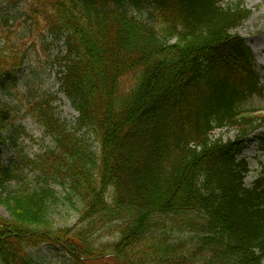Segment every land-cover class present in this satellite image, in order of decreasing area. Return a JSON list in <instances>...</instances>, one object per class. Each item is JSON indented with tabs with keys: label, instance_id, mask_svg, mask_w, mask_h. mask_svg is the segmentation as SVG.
Instances as JSON below:
<instances>
[{
	"label": "trees",
	"instance_id": "trees-1",
	"mask_svg": "<svg viewBox=\"0 0 264 264\" xmlns=\"http://www.w3.org/2000/svg\"><path fill=\"white\" fill-rule=\"evenodd\" d=\"M50 1L53 11L33 2L28 13L64 40L58 81L78 116L63 119L51 94L29 100L55 145L3 163L1 145L18 147L23 131L2 135L10 113L0 106L10 213L0 215V264H41L46 243L50 264L59 252V264H264V169L249 187L241 158L264 123L248 106L264 88L254 53L230 33L251 10L241 0ZM224 127L236 137L213 139ZM27 167L39 171L34 186ZM53 183L78 211L74 224L50 215L61 200Z\"/></svg>",
	"mask_w": 264,
	"mask_h": 264
},
{
	"label": "rangeland",
	"instance_id": "rangeland-1",
	"mask_svg": "<svg viewBox=\"0 0 264 264\" xmlns=\"http://www.w3.org/2000/svg\"><path fill=\"white\" fill-rule=\"evenodd\" d=\"M9 0H0V50L4 47L9 50L16 49L17 46L25 49L27 61L22 69L17 72L19 78L18 84L8 86L5 90L0 87V103H7L11 107V111L17 115L18 124H22L27 135L20 137V145L24 148V152L31 158L37 157L43 153L47 147L53 146L50 137L45 136L43 127L37 123L31 116L25 115L24 104L27 97L37 96L38 94H48L56 92L59 89L56 70L58 65L53 62L58 54L64 53L63 42L54 44L52 38L44 31L41 26L32 27L30 21L21 16L23 9H26V2L21 4L22 8L13 7ZM39 2L38 0H33ZM234 0H225L232 2ZM245 5L253 10V14L241 27L233 33L243 36L247 43L252 47L256 55L257 64L264 67V0H242ZM10 17L7 24H4L3 13ZM24 53V52H23ZM17 55H12L8 59V65L16 66ZM18 67V66H16ZM259 70V68H257ZM262 83L264 84V69L261 73ZM28 84V85H27ZM61 100L55 102L59 111L64 118L74 120L77 116L69 102L59 95ZM252 105L264 106V98L254 97ZM260 133L264 134V126L260 129ZM236 132L234 130H217L215 137L234 138ZM17 155V150L10 147L4 155V162ZM247 160L250 163L251 172L246 178V183L251 184L259 171L264 168V152L259 148L258 143L249 146L245 152ZM27 178L32 182H37L39 171L28 167L24 170ZM61 200L51 206L50 215L58 226L73 224L78 218V212L74 208L71 201L65 199L66 190L60 183H54ZM0 214L9 217V211L6 206L0 204ZM100 241L105 242L109 236L99 235ZM57 258V257H56ZM42 264H50V259L43 260ZM51 264H57L54 260Z\"/></svg>",
	"mask_w": 264,
	"mask_h": 264
}]
</instances>
